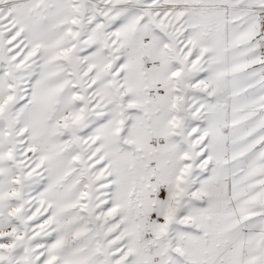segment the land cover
<instances>
[{"label":"snow or ice","instance_id":"1","mask_svg":"<svg viewBox=\"0 0 264 264\" xmlns=\"http://www.w3.org/2000/svg\"><path fill=\"white\" fill-rule=\"evenodd\" d=\"M0 264H264V0H0Z\"/></svg>","mask_w":264,"mask_h":264}]
</instances>
